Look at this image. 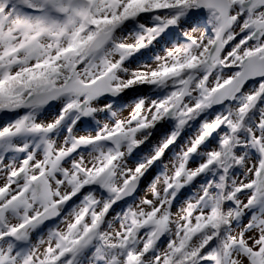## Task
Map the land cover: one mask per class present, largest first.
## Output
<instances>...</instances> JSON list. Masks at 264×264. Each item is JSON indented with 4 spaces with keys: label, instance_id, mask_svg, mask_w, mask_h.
Instances as JSON below:
<instances>
[{
    "label": "snow or ice",
    "instance_id": "snow-or-ice-1",
    "mask_svg": "<svg viewBox=\"0 0 264 264\" xmlns=\"http://www.w3.org/2000/svg\"><path fill=\"white\" fill-rule=\"evenodd\" d=\"M0 264H264V0H0Z\"/></svg>",
    "mask_w": 264,
    "mask_h": 264
}]
</instances>
